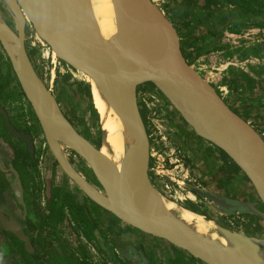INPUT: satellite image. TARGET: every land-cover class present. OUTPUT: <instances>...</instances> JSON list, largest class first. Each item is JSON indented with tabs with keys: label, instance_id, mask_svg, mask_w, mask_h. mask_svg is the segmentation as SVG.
<instances>
[{
	"label": "water",
	"instance_id": "95a60500",
	"mask_svg": "<svg viewBox=\"0 0 264 264\" xmlns=\"http://www.w3.org/2000/svg\"><path fill=\"white\" fill-rule=\"evenodd\" d=\"M112 1L123 39L102 35L91 0H0V46L51 156L85 197L133 231L126 243L127 257H139L134 264H151L138 234L161 240L200 264H264V239L219 223L220 239L205 236L168 209L151 179V139L140 92H159L197 138L221 152L251 183L258 198L254 202L186 185L221 217L264 224V137L188 62L177 29L158 5L152 0ZM29 26L58 59L92 80L118 116L128 168L112 165L106 156L109 136L102 126L97 144L65 115L28 52ZM0 111L9 132L26 142L33 155L32 136L17 131ZM68 153L85 163L91 178L78 171ZM10 167L18 202L26 209L20 176ZM0 228L34 252L21 223L1 205Z\"/></svg>",
	"mask_w": 264,
	"mask_h": 264
},
{
	"label": "rangeland",
	"instance_id": "374dc122",
	"mask_svg": "<svg viewBox=\"0 0 264 264\" xmlns=\"http://www.w3.org/2000/svg\"><path fill=\"white\" fill-rule=\"evenodd\" d=\"M208 1H212L215 4H218L219 7L224 8L222 11L226 14L225 17L227 23H230L229 26L231 27V32L236 34H241L242 30H244L245 34L253 32V34L248 37L249 40L254 39V36L255 38H264V0H244V3H239L237 0ZM155 2L157 3L159 0H155ZM167 3V0H161L158 7L171 20V14L168 11ZM30 28L31 27L29 26L27 31V48L34 65L42 73L51 92L57 97L65 115L71 119L78 129L86 132L95 143L100 144L101 141L99 135L101 131V123L98 111L94 104L91 83L86 79V75L79 73L60 59L54 58V54L50 48L41 42V40L39 41ZM254 30H261L260 35H257L258 33L255 34ZM184 45L182 44L184 48L183 52L188 62L205 80L209 81V84L216 89L224 101L234 106L237 102L244 104V106L247 105V102L259 104V106H252L253 108L247 109L256 117V120H258L260 127H257V130L264 137L263 101L260 104V102H251L249 100V98L257 99L256 96L258 95L256 93L248 95L245 92H239V94H236L238 92L235 91V88L238 89L237 82L233 79H226L227 74L225 75L224 80H217V76L215 75H213L214 80L212 77L207 76L203 67L206 64H203L197 59L199 57L197 55L199 50L192 51L193 54L190 55L187 46L184 47ZM0 63L2 64L1 75L3 78L0 82V84L3 85L2 94L5 93L10 95H7V98L5 97L6 99H0V102L2 101L3 105L7 106L8 110L14 113V119L18 124L21 121L26 123L27 118L31 117L32 120H27V123L29 121L32 122L36 130L33 134L35 135L38 147L37 157L39 163L36 167L31 166L30 164H27L26 167L24 166L23 179L26 191H34L38 185L42 183L63 185L66 190L70 186L74 188V184L65 176L51 156L35 115L25 99L12 70L10 78H8L10 65L1 46ZM210 70L218 75V71L215 69L210 68ZM243 96L246 98H242ZM233 99L236 100V102ZM263 99L264 98H261V100ZM140 107L151 139V153L153 156L151 179L154 186L160 191L164 199L167 202H176L180 209L185 210L189 214H197L207 220H212L215 223L264 239V224H256L251 220L240 218L221 217L216 211H214V209H212L207 201L200 199L189 189L184 187L185 183L192 187L203 189L210 188L223 195L232 196L244 201H257V195L246 176L240 170H234L235 174L234 172L229 173L223 170L208 175L209 169L206 167V163H201V165H197L196 163L195 166L194 163L191 162L192 158L194 157L200 160V158L197 157L199 155H196L197 151L195 150L194 152L193 150L196 146L191 142L192 137H196L195 134L185 125L168 101L156 90L152 91L150 96L140 101ZM2 125V122H0V128ZM3 138L4 137L0 136V151L3 150L7 152L8 146L7 144L6 146H3L5 145V143L2 142ZM201 141L202 143L204 142L203 140ZM215 150L218 153L216 148ZM2 155L3 154L0 153L1 157ZM68 155L70 156L69 158L72 164L78 169V171L85 175L86 178H91L90 172L85 163L73 154L68 153ZM202 156L203 155H200L199 157ZM207 163L210 162L208 161ZM170 174L173 175V178L170 177ZM166 178L170 179V181L172 180L174 183L167 181ZM9 179V176L6 175L0 177L1 201L5 198L3 193L9 192L8 189L5 190ZM43 195H45V193H43ZM12 210L16 211L17 208L13 207ZM17 213L18 212L16 211V214ZM112 220L114 221V219ZM114 223L119 224L120 222L114 221ZM104 228V234L102 233L100 235L102 243V245L100 244V247L102 251L109 255L122 254V251L126 252V248L124 247L126 240H124V237H130L126 236L125 233L128 232L129 235L130 233H133V231L127 227L124 228L126 232L121 231L120 229L115 231V227H109L107 224H104ZM43 230V227H41L40 231ZM78 232H81L80 225L76 221L73 223L69 219L63 221L56 232L50 231L49 237L55 235L56 239L51 238L52 243L50 246L46 244L40 245L41 248L44 249L43 255L45 256L46 262H54V258L58 256L55 254V252H57L60 254L63 253V256L60 257L63 259L67 258L66 260H69L68 257L70 255H74L75 259L78 261L86 258L88 261L95 264L104 263L105 256L102 255L100 250L97 247H91L87 244L83 245V241L78 238ZM136 237L140 242L142 241V243H144L142 238L144 236L138 234ZM6 241L7 236L2 237V234H0L2 254L8 256V254L10 255V253H12V247L11 245L9 246ZM145 243L144 247L149 252V258L152 261H155V264H157L156 262H158V259L161 264H173L172 262L179 252L177 249H174L161 240H154V242L150 244L152 248L148 247L149 245ZM13 254L15 261H18L20 256L17 255L15 250H13ZM121 258L122 264H134L130 263L124 255H122ZM11 263L12 262L9 259V264ZM55 264H58V262Z\"/></svg>",
	"mask_w": 264,
	"mask_h": 264
},
{
	"label": "crops",
	"instance_id": "0c3cea01",
	"mask_svg": "<svg viewBox=\"0 0 264 264\" xmlns=\"http://www.w3.org/2000/svg\"><path fill=\"white\" fill-rule=\"evenodd\" d=\"M167 1V8L171 14V22L179 33L181 44L184 45L185 43L184 47L187 46L190 52L189 54L192 55V51L197 50L199 45L203 44V48L201 47L197 52L199 56L197 59L203 64H206L203 66L205 74L212 78L214 77L213 75H215L217 76V80H224L227 74L226 79H233L237 82L238 89L235 88V91L238 92L236 94H239V92H245L248 95L256 93L258 95L256 96L257 99L249 98V100L251 102H260V104L263 101L262 105L264 106V99L261 100V98H264V38H255L254 36V39L249 40L248 37L252 35L253 32H248L247 34L244 33V30L241 31V34L231 32L230 23H227L226 14L222 11L224 8L219 7L218 4L212 1ZM159 3H161V0L156 4L158 5ZM260 31L261 30H254L255 34L258 33L257 35H260ZM204 49H206V51ZM210 68L218 71V75L210 70ZM206 81L209 83L208 80ZM242 98L246 97L243 96ZM234 101L236 102V100ZM226 103L256 129L260 127L256 117L247 109L253 108L252 106H259V104L247 102L245 107L244 104L238 102L235 106L228 102ZM191 142L196 146V148L193 149L194 152L195 150L197 151L196 155H203L202 157L197 156L200 160L193 157L195 160L192 158L191 162L194 163L195 166L196 163L197 165L206 163V167L209 169L208 175L223 170L229 173H233L234 170H239L233 163L229 162L221 152L218 151L217 153L215 148L208 143H202L197 137H192ZM152 160L153 156L151 153V170ZM208 161L210 163H207ZM108 219L114 218L108 217ZM142 238L144 243L146 242L150 248H152L150 244H152L154 240H157L149 236H144ZM144 243L141 241L142 247L149 258V252L145 249ZM2 257L5 260H0V264H9L8 256L2 254ZM114 263L117 264L116 262ZM150 263L152 264L151 260Z\"/></svg>",
	"mask_w": 264,
	"mask_h": 264
},
{
	"label": "flooded vegetation",
	"instance_id": "af4514ba",
	"mask_svg": "<svg viewBox=\"0 0 264 264\" xmlns=\"http://www.w3.org/2000/svg\"><path fill=\"white\" fill-rule=\"evenodd\" d=\"M239 18H240V15H239ZM244 18H241V19H244ZM1 66L2 64L0 63V82L3 79L1 75V72H2ZM11 70L12 69L10 67V71L8 72V76H9L8 78H10ZM2 88H3V85L0 84V99H4L8 95L5 93L2 94V91H3ZM1 103L2 101L0 102V110L3 109L7 113L11 124L16 128V130L19 132H25L27 135L32 136L33 141H34L35 151H34V154L31 155L28 144L14 137L9 132L4 115L0 111V122H2L3 124L2 127L0 128V136L4 137L2 142H4L5 145L3 146H6V144L8 146L7 152L3 150L0 151V153L4 155V156L2 155V157L0 156V177H3L6 175V176H9V178L11 179V180L9 179L8 185L6 184V189H5V190L8 189L9 192L3 193L5 198L2 201L0 199V205L2 207L8 208L12 217H14V219H17L21 223L25 234L31 240V244H32V247L34 248V252L38 256H40L44 260V262H46L45 256L43 255L44 249H42L40 245L46 244L50 246L52 243L51 238L56 239V236L51 235L52 237L51 236L49 237V232L50 231L56 232L59 225L63 221H66L69 219L73 223H75L76 221L80 225L81 232H78V238L83 241L84 243L83 245L87 244L91 247H97L102 253V255L105 256V259L103 262L107 264H112L114 262H116L117 264H122L121 263L122 255H124L126 259L128 258L127 254L129 253V250H128L129 245L127 243H124L126 246L123 244L124 247L126 248V252L122 251V254L109 255L105 253L104 251H102L100 247V244L102 245L100 235L102 233L104 234L103 232V230L105 229L104 224H107L109 227H112V228L115 227V231H117L118 229L123 231L124 228L125 227L128 228V226H125L122 223H119V224L114 223V221H116L115 219L114 221L112 219H108V217H112V216L106 213L105 211H103V209L95 205L93 202H91L87 197H85V195H83V193L80 192V190L76 187L75 184H74L75 186L74 188L70 186L69 188L67 187L68 189L66 190L65 186L63 185H54V184L50 185V184L42 183L38 185V187L34 191H31V190L26 191V186L24 185V179H23L24 166L26 167L27 164H30L31 166L36 167L39 163L38 162L39 159L37 157L38 147H37L35 135L33 134L36 132L35 126L33 125L32 122H30L32 120L31 117L27 118V120H30L28 123L26 120V123L21 121L18 124L14 119V115H13L14 113L9 111L7 106L3 105V103L1 105ZM10 165L13 166V168L18 172L20 176L26 209H23V207L18 202L16 192H15L17 185L15 183V176L11 171ZM43 193H45V195H43ZM80 200L84 202L83 203L84 208L82 212H79L73 207L70 208L68 205H66V203H68L69 201H71V204H74V203L77 204V202L79 204ZM12 205L13 207L17 208L16 210L18 212L17 214H16V211L12 210L13 209ZM61 210L62 212L60 213L59 211ZM83 219H91L93 223L98 227L97 228L99 232L98 237H99L100 242H98L97 240L93 241L92 239L89 240L85 236L83 225H81V221ZM41 227H43L44 229L43 231H40ZM125 235L128 236V232L125 233ZM4 236H6V234L2 235V237ZM125 239H127L126 241L129 242L128 237H124V240ZM17 241H14V240L11 241V239L7 237L6 242H9L11 245L12 247L11 252L13 253V250H15V252L18 254L21 249L22 242L20 241L19 243ZM0 249H1V246H0ZM55 254L58 256L54 258V262H52L53 264H55L56 262L60 260V256H63V253L60 254V253L55 252ZM137 260H139V257L136 255L134 256L133 261L135 262ZM151 262L152 264H155V261L151 260Z\"/></svg>",
	"mask_w": 264,
	"mask_h": 264
},
{
	"label": "bare ground",
	"instance_id": "6f19581e",
	"mask_svg": "<svg viewBox=\"0 0 264 264\" xmlns=\"http://www.w3.org/2000/svg\"><path fill=\"white\" fill-rule=\"evenodd\" d=\"M91 1L94 7L96 20L98 22V26L102 35L106 39L111 38L113 35H118L120 38L123 39L124 36L123 30L117 19L116 8L114 6L113 1L112 0H91ZM152 1L154 4H156L155 0ZM36 37L40 41L38 35H36ZM52 53L54 54V58H57L56 54L53 51ZM86 79L92 84L94 104L98 111V115L101 121V126L103 130L108 133L109 136L108 143L110 145V151L109 153H107L106 156L108 157L112 165L118 168H128L129 158L124 152L122 128L120 125L119 118L111 109H109L106 106L104 101H102L92 80L89 77H87ZM103 153L106 154V151L104 150ZM68 157L70 156L68 155ZM170 177L173 178V175L170 174ZM171 182L173 181L171 180ZM184 187H186L185 183H184ZM166 204L168 206V209L178 214L181 220L187 223V225L190 226L195 231L205 236H212L215 239H220L217 225L212 220H207L204 217L197 214H189L185 210L180 209L178 204H176V202L173 203L166 201Z\"/></svg>",
	"mask_w": 264,
	"mask_h": 264
},
{
	"label": "trees",
	"instance_id": "16d2710c",
	"mask_svg": "<svg viewBox=\"0 0 264 264\" xmlns=\"http://www.w3.org/2000/svg\"><path fill=\"white\" fill-rule=\"evenodd\" d=\"M239 1V3H244V0H237V2ZM201 47L203 48V44H200L197 50H200ZM206 51V49H204ZM204 51V52H205ZM84 202L82 200L79 201V204L77 202L74 204H71V201H69L68 203H66V205H68L70 208H74L79 212L83 211L84 208ZM60 213L62 212L59 211ZM81 225H83L84 228V232H85V236L89 239V240H97L99 241V237H98V227L93 223V221L91 219H83L81 221ZM0 234L5 235L14 241H17L20 243V240L18 238H16L15 236L11 235L10 233L2 230L0 228ZM11 235V237H10ZM7 244L10 246V243L7 242ZM20 257L18 258V261H15L14 259V254L10 253V255L8 254V258L10 259V261L12 262V264H53V263H47L44 262V260L38 256L35 252L34 253H30L26 247L24 246V244L22 243L21 249L19 251V253L17 254ZM0 260L4 261L5 259H3L2 257V249H0ZM7 256V255H5ZM69 260L63 259L60 257V260L58 261V264H95L92 263L91 261H88L86 258H83L81 261H78L77 259H75L74 255H70ZM128 261H130V263H134L133 261H131L129 258H127ZM175 261V262H174ZM157 263V262H156ZM173 264H199V262L191 257H189L187 254L183 253V252H178L175 259L172 262ZM100 264H107V263H100Z\"/></svg>",
	"mask_w": 264,
	"mask_h": 264
},
{
	"label": "built area",
	"instance_id": "2783aa9c",
	"mask_svg": "<svg viewBox=\"0 0 264 264\" xmlns=\"http://www.w3.org/2000/svg\"><path fill=\"white\" fill-rule=\"evenodd\" d=\"M152 91L150 89L143 88V90L140 92V98L145 99L148 96H150Z\"/></svg>",
	"mask_w": 264,
	"mask_h": 264
}]
</instances>
